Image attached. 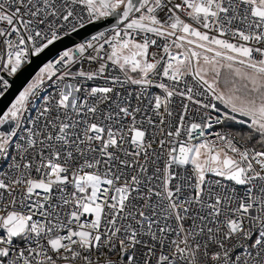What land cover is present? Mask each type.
<instances>
[{
  "label": "snow or ice",
  "instance_id": "snow-or-ice-1",
  "mask_svg": "<svg viewBox=\"0 0 264 264\" xmlns=\"http://www.w3.org/2000/svg\"><path fill=\"white\" fill-rule=\"evenodd\" d=\"M108 18L0 110V264H264V0H0V73Z\"/></svg>",
  "mask_w": 264,
  "mask_h": 264
},
{
  "label": "water",
  "instance_id": "water-1",
  "mask_svg": "<svg viewBox=\"0 0 264 264\" xmlns=\"http://www.w3.org/2000/svg\"><path fill=\"white\" fill-rule=\"evenodd\" d=\"M115 21L112 18L98 20L90 23L83 28H80L71 35L63 36L60 40L54 42L47 49H45L39 55H33L29 62L24 65L14 76L8 77L11 87L6 94L0 99V110H5L10 106L15 96L22 90L30 80L35 76L39 69L47 63V61L55 56L60 51H64L73 45L77 44L92 34H95L103 29L112 27Z\"/></svg>",
  "mask_w": 264,
  "mask_h": 264
},
{
  "label": "built area",
  "instance_id": "built-area-1",
  "mask_svg": "<svg viewBox=\"0 0 264 264\" xmlns=\"http://www.w3.org/2000/svg\"><path fill=\"white\" fill-rule=\"evenodd\" d=\"M92 23H93V22H92ZM88 24H90V23H85L84 26H86V25H88ZM79 29H80V28H78L77 30H79ZM110 29H111V27H108V28L103 29V30H101V31L109 32ZM101 31H99V32H101ZM72 33H73V32H72ZM72 33H71V34H72ZM97 33H98V32H97ZM97 33H95V34H97ZM71 34H69V35H71ZM95 34H92L90 37H88V38H86V39H84V40H82V41H79L77 44H79V43H83V42H86V41L90 40L91 37H92L93 35H95ZM65 36H68V35H64V37H65ZM62 38H63V36H62ZM75 45H76V44H75ZM72 47H74V45H73ZM72 47H70V48H72ZM62 52H63V51H60V52L57 53L55 56H53L52 58H50L48 61H50V60H55V59L59 58V56H60V54H61ZM32 56H33V55L29 54V55L26 57V62L24 63V65H26V64L29 62V60H30V58H31ZM48 61H47V62H48ZM24 65H23V67H24ZM97 66H98V65L95 64V63H92L91 65H89V64L86 63V64L84 65L85 68H89V67H90V68H92V69H95ZM0 75H4L6 79H8V77H12V76H14V75H12V76H8L6 73H0ZM107 75H109V76H111V75H117V76H120V77H121V80H122V81L124 80V74H123V72H121V71L118 70V69H114L110 62H109V70H108ZM128 75H129V74H128ZM129 76H132L133 78H138V74H136V73H135V75L133 74V75H129ZM164 79H165V82H168V81L166 80V78H164ZM104 83H105V81H104V80H101V79H96V80H93V81H85V82L83 83V87L87 89V88H90V87H92V86L103 85ZM109 83H110V82H109ZM169 83H170V82H169ZM117 87L119 88L120 86L117 85ZM123 88H124L126 91H129V92H135V91H138V90H139V86H137V85H132V84L127 83V82H124V84H123ZM148 92H149L150 94H161V93H162V90L159 89V88H157L155 85H153L152 87H150V88L148 89ZM0 99H1V97H0ZM148 99H151V95H149V96L144 100V103H147ZM217 130H218V126H213L212 129H210V130H206V132H208V133H214V132H216ZM212 138H213V137H212L211 135H209V139H212Z\"/></svg>",
  "mask_w": 264,
  "mask_h": 264
},
{
  "label": "rangeland",
  "instance_id": "rangeland-1",
  "mask_svg": "<svg viewBox=\"0 0 264 264\" xmlns=\"http://www.w3.org/2000/svg\"><path fill=\"white\" fill-rule=\"evenodd\" d=\"M128 74H129V75H133V74L135 75V73H132L131 71H129ZM33 78H34V77H33ZM33 78H32V79H33ZM32 79H31V80H32ZM31 80H30V81H31Z\"/></svg>",
  "mask_w": 264,
  "mask_h": 264
}]
</instances>
